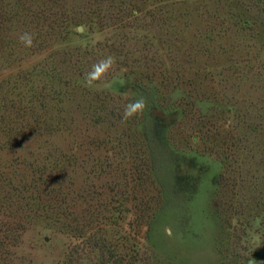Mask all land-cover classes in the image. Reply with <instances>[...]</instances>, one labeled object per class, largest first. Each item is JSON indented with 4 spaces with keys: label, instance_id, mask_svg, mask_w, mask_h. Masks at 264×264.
Wrapping results in <instances>:
<instances>
[{
    "label": "rangeland",
    "instance_id": "obj_1",
    "mask_svg": "<svg viewBox=\"0 0 264 264\" xmlns=\"http://www.w3.org/2000/svg\"><path fill=\"white\" fill-rule=\"evenodd\" d=\"M253 261L264 0H0V264Z\"/></svg>",
    "mask_w": 264,
    "mask_h": 264
},
{
    "label": "clouds",
    "instance_id": "obj_2",
    "mask_svg": "<svg viewBox=\"0 0 264 264\" xmlns=\"http://www.w3.org/2000/svg\"><path fill=\"white\" fill-rule=\"evenodd\" d=\"M21 42L24 43L27 47L33 46V38L32 34L30 33H24L20 37ZM115 63V59L112 56H108L100 61H98L96 64L93 65V69L91 72L87 73L85 76L86 81L91 85L93 82H100L102 84L106 85V77L110 70L112 69L113 65ZM146 101L143 97L140 99L127 104L124 107L123 112V119L127 120L131 117H134L140 113L145 108ZM252 264H255V261L252 262Z\"/></svg>",
    "mask_w": 264,
    "mask_h": 264
},
{
    "label": "trees",
    "instance_id": "obj_3",
    "mask_svg": "<svg viewBox=\"0 0 264 264\" xmlns=\"http://www.w3.org/2000/svg\"><path fill=\"white\" fill-rule=\"evenodd\" d=\"M30 14L32 16V21H37L40 18V16L32 11L30 8ZM38 13L41 14V12L38 11ZM152 119H153V126H152V131L154 134V138H156L160 143H166V139H165V131L166 128L169 125V122L166 120V118L162 115V114H158V113H153L152 114ZM177 178L179 180H181V178H183L182 174H177Z\"/></svg>",
    "mask_w": 264,
    "mask_h": 264
}]
</instances>
